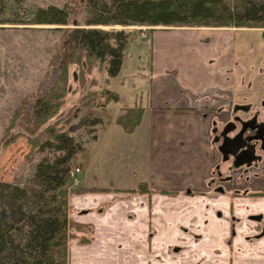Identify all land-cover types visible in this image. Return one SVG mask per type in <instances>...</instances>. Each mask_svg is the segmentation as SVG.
Masks as SVG:
<instances>
[{
    "label": "crops",
    "instance_id": "obj_1",
    "mask_svg": "<svg viewBox=\"0 0 264 264\" xmlns=\"http://www.w3.org/2000/svg\"><path fill=\"white\" fill-rule=\"evenodd\" d=\"M193 29L151 27V104L131 132L147 127L144 164L130 161L127 184L109 182L123 181L121 167L102 170L109 160L102 155L97 164L93 148L107 128L97 132L79 175L86 190L70 199L69 211L70 220L95 233L70 244L68 264H264V239L251 243L243 234L249 215H264V194L230 193L264 190V169L252 182L227 183L223 191L212 180L220 161L213 123L219 111L235 104L234 81L227 77L234 70L230 37L221 38L219 48ZM235 222L237 234L231 232Z\"/></svg>",
    "mask_w": 264,
    "mask_h": 264
},
{
    "label": "rangeland",
    "instance_id": "obj_2",
    "mask_svg": "<svg viewBox=\"0 0 264 264\" xmlns=\"http://www.w3.org/2000/svg\"><path fill=\"white\" fill-rule=\"evenodd\" d=\"M24 1L25 7H81V13L73 17L80 24L86 18L84 0ZM69 27L74 26L0 24V182L21 187L31 186L38 164L46 158L61 156L62 153L54 147H39L46 137L51 136L47 133L48 128L72 137L81 146V151L71 161V171L77 167H81L82 171L86 168L90 142L102 128L107 129L92 153L98 165L102 159L99 155L108 157L109 160L104 161L108 164H100L102 170L121 167L117 174L123 177V181L105 180L114 184H127L130 179L126 176H131V169H134L130 161L132 165L144 164L139 162L143 158L140 154L143 147L141 142L147 127H142L137 134L131 131L127 133L118 122V117L122 115V122L130 123L128 115L136 116L128 126L132 129L141 112H124V107L150 106L152 45L149 32L151 27H168L100 26L104 30H125L130 34L131 43L126 50L121 72L116 77L108 75L106 61L87 58L84 54H78L79 50L71 59L59 55L63 52L64 36ZM193 30L202 36L214 38L219 48L224 45L221 38L230 37L229 49L234 55V70L233 74L232 70L229 71L227 77L234 81L235 104H250L252 108L247 115L258 112L261 115L260 121H264V28L196 27ZM61 93H64V97L60 100L57 113L44 123L40 120L35 122L37 102L44 95L52 98ZM112 93L119 94V99L114 98ZM137 139L140 148H136ZM228 164L222 165L223 177L228 174ZM135 169L142 174L140 168ZM213 177L217 181L216 172ZM79 192L80 185L70 184L69 204L70 199ZM70 221L68 251L71 243L84 242L82 237L90 240L95 233L91 227L86 229Z\"/></svg>",
    "mask_w": 264,
    "mask_h": 264
},
{
    "label": "trees",
    "instance_id": "obj_3",
    "mask_svg": "<svg viewBox=\"0 0 264 264\" xmlns=\"http://www.w3.org/2000/svg\"><path fill=\"white\" fill-rule=\"evenodd\" d=\"M25 4L24 0H0V24L73 25L66 30L64 49L59 55L71 59L79 50L78 54L87 58L106 61L110 77L121 72L130 34L100 26L264 28V0H84L86 18L82 24L73 17L81 13V7ZM113 94L119 99V94ZM63 97L64 93L52 98L44 95L37 102L35 122L44 123L53 117ZM144 109L124 107V112H141L132 129L128 126L136 116L128 115L130 123L122 122V115L118 117L126 132L139 126ZM47 133L51 136L39 147H54L61 156L42 160L31 186L0 182V264H68L69 186L73 182L70 164L81 146L52 128Z\"/></svg>",
    "mask_w": 264,
    "mask_h": 264
},
{
    "label": "flooded vegetation",
    "instance_id": "obj_4",
    "mask_svg": "<svg viewBox=\"0 0 264 264\" xmlns=\"http://www.w3.org/2000/svg\"><path fill=\"white\" fill-rule=\"evenodd\" d=\"M264 103V102H263ZM238 106H250L248 110L236 109ZM264 106V105H263ZM252 106L234 104L231 108L219 111L214 120L212 133L213 142L220 155V161L214 169L216 180L212 177L213 184L219 191L225 190L227 183L241 186L259 178L260 171L264 169V121H260V113L251 116ZM243 111L242 114H239ZM234 151H236L234 153ZM228 164V174L223 177L222 165ZM244 169V171H242ZM248 174V175H247ZM257 176H253L256 175ZM214 176V175H213ZM253 176V177H252ZM236 196H258L264 194V190H251L244 192L238 189L230 191ZM239 218H236V222ZM247 229L243 234L248 242L256 243L264 239V215L251 214L247 217ZM241 221V219H240ZM233 223L232 233L237 234V225ZM251 222V223H249Z\"/></svg>",
    "mask_w": 264,
    "mask_h": 264
},
{
    "label": "water",
    "instance_id": "obj_5",
    "mask_svg": "<svg viewBox=\"0 0 264 264\" xmlns=\"http://www.w3.org/2000/svg\"><path fill=\"white\" fill-rule=\"evenodd\" d=\"M250 106H238L236 109H243V110H248ZM236 151H234L235 153Z\"/></svg>",
    "mask_w": 264,
    "mask_h": 264
},
{
    "label": "built area",
    "instance_id": "obj_6",
    "mask_svg": "<svg viewBox=\"0 0 264 264\" xmlns=\"http://www.w3.org/2000/svg\"><path fill=\"white\" fill-rule=\"evenodd\" d=\"M80 170L79 169H77V172H79Z\"/></svg>",
    "mask_w": 264,
    "mask_h": 264
}]
</instances>
